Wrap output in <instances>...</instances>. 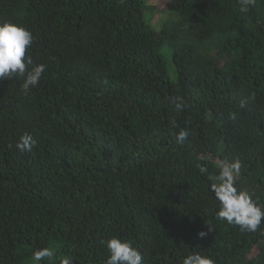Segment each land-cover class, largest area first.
Segmentation results:
<instances>
[{"label":"trees","instance_id":"obj_1","mask_svg":"<svg viewBox=\"0 0 264 264\" xmlns=\"http://www.w3.org/2000/svg\"><path fill=\"white\" fill-rule=\"evenodd\" d=\"M146 1L0 0V24L27 28L46 65L28 92L0 81V264H105L111 237L143 264H264V221L221 220L213 190L239 161L237 187L264 205V0H168L158 32Z\"/></svg>","mask_w":264,"mask_h":264},{"label":"clouds","instance_id":"obj_2","mask_svg":"<svg viewBox=\"0 0 264 264\" xmlns=\"http://www.w3.org/2000/svg\"><path fill=\"white\" fill-rule=\"evenodd\" d=\"M254 0H241V11L247 12L248 6ZM33 44L32 33L22 25L14 23L0 24V81L11 78L16 74L25 76L22 90L28 92L30 88L36 87L44 72L46 65L33 64L30 55H27ZM29 66L31 68L29 69ZM170 102L175 110L180 112L186 107L185 102L179 96L170 97ZM176 127V122H172ZM189 136V132L181 129L177 134V141L183 142ZM38 145V139L30 133H24L16 143L20 152H31ZM240 163L236 161L231 166L221 169L217 179L219 183L214 187L217 201L219 202L218 217L229 224L238 225L242 231L254 232L264 221V205L254 200L247 190L239 189L237 181L239 178ZM201 172L206 171L200 168ZM201 237L206 233L201 232ZM108 250V257L105 264H143L141 252L134 246L131 240H121L118 237H111L103 241ZM51 256L48 250L34 254L35 260L39 261L43 256ZM183 264H215V261L198 253L184 258Z\"/></svg>","mask_w":264,"mask_h":264},{"label":"rangeland","instance_id":"obj_3","mask_svg":"<svg viewBox=\"0 0 264 264\" xmlns=\"http://www.w3.org/2000/svg\"><path fill=\"white\" fill-rule=\"evenodd\" d=\"M168 0H147L146 5L149 7L147 12H145V19L150 25L158 32L162 29L166 23L174 21L176 19L175 15L167 10ZM151 8V9H150ZM218 50H215L214 54ZM161 56L164 62L165 69L168 73L169 80L172 83L177 82V74L174 65L171 61L170 51L167 45L161 48ZM221 165V164H220ZM221 167H225L221 165ZM256 254V249H254L251 255Z\"/></svg>","mask_w":264,"mask_h":264}]
</instances>
